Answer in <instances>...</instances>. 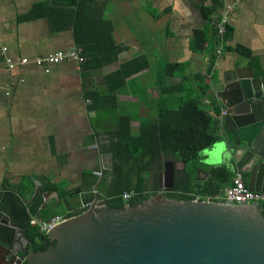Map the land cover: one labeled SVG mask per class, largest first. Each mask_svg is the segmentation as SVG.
<instances>
[{
	"label": "crops",
	"instance_id": "crops-1",
	"mask_svg": "<svg viewBox=\"0 0 264 264\" xmlns=\"http://www.w3.org/2000/svg\"><path fill=\"white\" fill-rule=\"evenodd\" d=\"M42 1L47 0H0V190L31 189L38 181L44 192L53 191H46V185L90 192L100 181L102 199V182L111 180L113 169L110 144L121 122H128L138 136L142 125L157 121L162 109L179 107L185 94L175 91L176 86L185 84L194 98L200 95L193 78L207 71L215 40L212 36L203 52L192 45L208 25L202 9L212 7L213 0H98L103 17L113 25L115 42L127 50L102 68L78 71L63 62L50 73L33 61L77 46L71 29L53 30L47 18H25ZM220 1L224 8H234L228 20L232 36L211 81H206L210 86L236 68L264 67V0ZM2 47L15 62L27 58L29 64L9 71ZM141 56L148 68L128 78L121 89L110 90L107 77ZM170 65L184 68L168 76ZM211 100L210 94L201 99L215 116ZM108 155L111 168L106 167ZM170 160L163 157L161 163L165 167ZM175 162L177 172L184 170L183 163ZM159 174L148 175L150 191L152 182L160 186ZM198 176L208 178L204 172ZM93 177L98 181L90 186ZM50 206L60 212L56 216L66 217L64 204L53 199Z\"/></svg>",
	"mask_w": 264,
	"mask_h": 264
},
{
	"label": "water",
	"instance_id": "water-1",
	"mask_svg": "<svg viewBox=\"0 0 264 264\" xmlns=\"http://www.w3.org/2000/svg\"><path fill=\"white\" fill-rule=\"evenodd\" d=\"M211 83V82H210ZM218 136L203 161L248 173V188L264 192V67L236 68L211 83ZM112 167L111 155H108ZM183 163V169H185ZM178 165L165 163L159 192L124 208H110L94 191L61 200L57 191L0 190V264H264V201L165 197L175 189ZM64 204L66 219L47 233L51 245L27 256L30 220ZM27 241V242H26ZM22 245L20 248L19 246Z\"/></svg>",
	"mask_w": 264,
	"mask_h": 264
},
{
	"label": "trees",
	"instance_id": "trees-1",
	"mask_svg": "<svg viewBox=\"0 0 264 264\" xmlns=\"http://www.w3.org/2000/svg\"><path fill=\"white\" fill-rule=\"evenodd\" d=\"M223 8L220 0H213L212 7L202 9L207 21L204 31L197 34L193 42V50L203 52L208 41L216 43V23ZM222 10V9H221ZM27 20L47 18L53 30L71 29L76 46L82 49L87 61L83 67L102 68L118 60L127 50L126 46L118 45L113 38V25L102 15V6L98 0H47L36 3ZM232 36V28L227 27L226 41ZM215 56L212 53L209 67L206 72L194 75L193 80L198 83L200 95L192 96L185 84L175 87V91L184 92L178 108L162 109L158 120L146 122L142 125L138 136H133L129 123L122 121L116 134V141L110 144V153L113 156L111 180L103 181L101 185L110 208L122 209L127 204L122 198L125 191H135L136 197L129 202L136 205L148 200L158 192L155 183L154 191L149 190L148 175L159 174L164 169L161 163L163 157L185 163V169L176 172L175 189L165 193V197L179 201H194L196 196L213 197L215 202H221L219 196L223 190L232 184L234 174L226 166L210 167L203 164L202 153L213 147L219 141V122L215 116L208 113L201 99L208 96L214 72ZM148 60L141 56L121 66V68L107 77L110 90L116 91L124 87L128 78L147 69ZM183 65H170L166 75L175 74L182 70ZM199 172L208 175L206 180L199 179ZM93 177L90 186L97 183ZM245 181V180H244ZM107 182V183H106ZM246 182V181H245ZM248 185V184H247ZM45 190L58 191L61 199H67L76 190H61L55 185H46ZM55 204V202H54ZM264 203L260 210L264 215ZM60 214L58 210L43 212L41 218L50 220ZM36 241L33 251H45L51 245V237L35 229Z\"/></svg>",
	"mask_w": 264,
	"mask_h": 264
},
{
	"label": "built area",
	"instance_id": "built-area-1",
	"mask_svg": "<svg viewBox=\"0 0 264 264\" xmlns=\"http://www.w3.org/2000/svg\"><path fill=\"white\" fill-rule=\"evenodd\" d=\"M233 10L234 8L232 6H227L226 8L223 7L219 20L216 23L217 34L214 49V56L216 60L214 68L218 60L222 58L226 48L225 37L227 34V27L229 26L228 20L229 15L233 12ZM8 52L9 49L7 47H2V54L9 71L15 70L19 65L25 66L29 64L30 61L27 58L20 59L18 63L15 62L14 59L8 55ZM86 61L87 59L83 56L82 49L79 47H73L68 50L58 51L45 57H38L33 61V63L36 66L44 69L46 73H50L53 66L59 65L63 62H71L75 65L78 71H82ZM136 195L137 194L134 191H127L122 194V198L124 202L129 203L136 197ZM219 199L230 201H264V192H255L249 190L248 185L244 181L242 175L238 174V176L233 178L232 184L223 190L222 194L219 196ZM194 200H213V197L209 196L204 198L202 196H196ZM65 219L66 217L62 216H55L50 220L33 218L30 220V226L38 229L39 231H50L65 221Z\"/></svg>",
	"mask_w": 264,
	"mask_h": 264
},
{
	"label": "flooded vegetation",
	"instance_id": "flooded-vegetation-1",
	"mask_svg": "<svg viewBox=\"0 0 264 264\" xmlns=\"http://www.w3.org/2000/svg\"><path fill=\"white\" fill-rule=\"evenodd\" d=\"M243 177L248 181V177H249V176H248V173L245 174ZM152 183H153V185H151V187H152V190H153V189H155L156 187H155V182H152ZM158 184H159V182H158ZM158 188H159V186H158ZM157 192H159V191H157ZM260 205H262V204H260ZM260 205H258L259 208H260ZM262 210H264V209H262ZM35 229H36V228L30 226V231H29V233H28V235H27V238H28L29 240L32 241V245H30V246L28 247L27 256H29L31 253L34 252V251H33V247H34V242L36 241V237H35V234H34ZM26 242H27V241H26ZM50 242H51V240H50ZM19 247L21 248L22 245H20ZM23 264H26V262L24 261Z\"/></svg>",
	"mask_w": 264,
	"mask_h": 264
}]
</instances>
